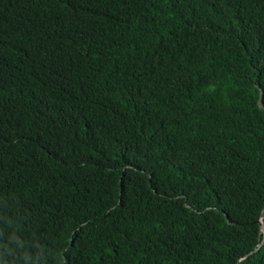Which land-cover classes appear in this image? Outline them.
<instances>
[{
	"label": "trees",
	"instance_id": "trees-1",
	"mask_svg": "<svg viewBox=\"0 0 264 264\" xmlns=\"http://www.w3.org/2000/svg\"><path fill=\"white\" fill-rule=\"evenodd\" d=\"M263 211L264 0H0V264H264Z\"/></svg>",
	"mask_w": 264,
	"mask_h": 264
},
{
	"label": "clouds",
	"instance_id": "clouds-1",
	"mask_svg": "<svg viewBox=\"0 0 264 264\" xmlns=\"http://www.w3.org/2000/svg\"><path fill=\"white\" fill-rule=\"evenodd\" d=\"M263 213H264V211H263ZM263 213H262V214H263ZM260 221L264 223V218H262V216H261V219L259 220V225H260ZM260 228H261V226H260ZM261 231L264 233V231H263L262 228H261ZM261 245H262V243H261L256 249H254V251H257V250L261 247ZM252 253H253V252H252ZM250 254H251V253H250ZM250 254H248L247 256H249Z\"/></svg>",
	"mask_w": 264,
	"mask_h": 264
},
{
	"label": "water",
	"instance_id": "water-1",
	"mask_svg": "<svg viewBox=\"0 0 264 264\" xmlns=\"http://www.w3.org/2000/svg\"><path fill=\"white\" fill-rule=\"evenodd\" d=\"M262 218H264V213L262 214ZM260 226H261V228L263 229V231H264V223L263 222H261L260 221Z\"/></svg>",
	"mask_w": 264,
	"mask_h": 264
}]
</instances>
